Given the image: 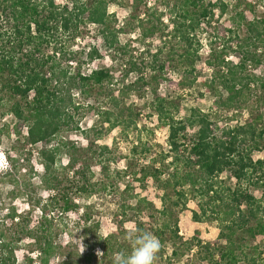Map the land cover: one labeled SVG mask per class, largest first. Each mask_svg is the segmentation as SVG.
<instances>
[{
  "label": "trees",
  "instance_id": "obj_1",
  "mask_svg": "<svg viewBox=\"0 0 264 264\" xmlns=\"http://www.w3.org/2000/svg\"><path fill=\"white\" fill-rule=\"evenodd\" d=\"M231 1L126 0L123 4L130 8V15L124 25L138 31L142 41L157 35L165 38L170 50L167 56L160 57L164 49L159 46L151 62L129 59L126 73H136L135 78L124 82L117 91L113 85L115 69L100 65L83 70L103 57L100 49L90 46L75 51L72 46L87 26L94 24L108 49L118 47L119 34L126 29L115 28L118 18L109 11V5L118 0H72L71 4L57 0H0V110L15 119L13 124L0 127V139L4 134L16 135V142L5 154L9 168L0 171V184L10 182L12 193L25 191L26 186L17 175L15 157L17 145L24 143L30 146V154L32 146L38 148L43 168L39 185L48 192L46 197L34 201L27 212L40 211L33 226L23 225L27 213L19 212L14 205L7 209L10 226L15 229L0 233V264H19L20 258L23 264H51L62 248L52 215L56 209L80 212L82 228L98 232L100 222L91 218V204H82L78 198L107 191L119 196L117 229L124 230L127 223L134 222L136 228L151 230L148 232L156 235L161 244H177L181 235L176 212L186 208L191 199L199 200V210L193 211L195 220L219 222V236L226 239L225 244L188 239L182 251L173 249L169 260L185 256L186 250L198 246L201 264H239L242 260L256 264L241 241H264V192L259 196L252 191L264 189V157H254V152L264 148L263 115L250 110L248 118L235 125H221L215 118L219 111L239 112L247 107L249 94L256 93L264 106V75L248 71V66L264 61V12L254 13L248 21L239 11L243 4L252 11L259 6L264 9V0H237L232 8ZM217 10L220 17L228 12L231 15L225 22H217L219 32L213 37L210 27ZM243 25L249 32L245 38L240 36ZM203 34L210 39L207 63L215 67V76L208 88L216 98L209 111L195 106L181 115L182 96L170 99L159 92V85L167 80L164 75L170 67L182 71L181 79L172 81L174 84H192L194 80L188 81V75L195 71L201 57ZM84 52L86 60L82 61L77 54ZM228 54H234L238 61L227 60ZM75 61L77 68L73 69ZM131 92L140 98L151 94L144 108L157 116L161 127L167 128V148L155 151L149 140L139 138L125 157L116 153L113 146L97 142L115 129L126 137L141 129L139 117L143 109L126 101ZM76 94L85 98L87 108L98 117L89 129H81L79 121L74 120L82 107ZM73 128L86 135V146L63 135ZM94 166L100 168V178H96ZM226 172L229 174L224 177ZM149 181L159 192L160 206L132 187L137 182L145 186ZM145 212L152 218L150 229L144 228ZM25 234L31 239L28 246L22 244ZM94 236V245L102 246L104 258L131 251V245L120 242L115 232L104 237V241L97 233ZM93 256V252L87 255L88 262ZM59 264L80 263L68 253Z\"/></svg>",
  "mask_w": 264,
  "mask_h": 264
},
{
  "label": "rangeland",
  "instance_id": "obj_2",
  "mask_svg": "<svg viewBox=\"0 0 264 264\" xmlns=\"http://www.w3.org/2000/svg\"><path fill=\"white\" fill-rule=\"evenodd\" d=\"M57 1L59 3L69 2L71 4L72 0ZM125 1L126 0H118L117 3H111L109 5V11L114 12L118 18L117 23H115L114 25L115 28L126 29V32H120L118 42L119 45H117L118 47H124L122 48L123 50L118 49V47L108 49V46H106L103 37L98 31V27L94 24H89L86 30H84V33L75 41L72 46V49L75 51H81L85 47L89 48L90 46L98 47L103 57L92 62L90 66H84L83 70L87 71V69L90 67H96L100 65L115 69L113 85L117 89V91H119L124 82L128 83L135 78L136 73H126L127 68L125 67V65L128 63L129 59L133 57L139 63H142L144 61L145 63L149 61L151 62L153 60L152 55L155 53L159 46H162L164 49L160 53V57L167 56L170 50V47L168 45H165L164 43L165 38H161L157 35L148 38V40L142 41L139 40L138 31L131 30V26H126V23L124 25V22L130 15V8L123 4L126 3ZM236 2L237 0H232L230 2L231 8L236 4ZM239 11H243L246 15L247 20L250 21L249 19L253 18L254 13L256 15H262L264 9L259 6L256 7L255 11H252L247 4H243L239 7ZM216 13L217 15L213 19L212 25L210 27V36L212 35L213 37L217 32H219L218 28L216 27L217 22H225L226 19H228L231 15V12H228L220 17L218 10ZM240 34L242 38L249 36L246 25L242 26V28L240 29ZM205 35L206 34L202 35L204 46L201 49V57L196 63V69L193 73H189L188 75V81L194 80L192 84H190L189 86L174 84L172 81L176 82L181 79L182 71L178 68L170 67L164 75L167 80L159 85V92L170 99L177 98L178 95L182 96L181 98H179L181 102V115H186L187 113H189L190 109L195 106L203 109L204 111H209L212 108L213 102L216 98L213 90H210V88H208L213 76H215V67L210 66L207 63L208 58L211 54V46L208 43L210 40L209 37L206 38ZM145 48L146 50H144ZM216 49L217 51H219L220 47L216 46ZM79 57L82 61L86 60V53H78L77 58ZM228 59L237 62L239 58L234 54H228L227 60ZM76 61L73 64V69L77 68ZM145 63H143V65ZM148 69L149 68H147L146 70L148 74H150L151 70ZM248 71L255 73L256 75L263 76L264 61L257 66H248ZM256 90L257 95H260V90ZM73 91L79 93L78 90ZM249 95L250 96L247 107L243 108L239 112L234 110L230 112L224 110L219 111L215 119H217V121L221 125H235L236 123H243L250 115V110H252L254 113H261L263 115L264 124V106L260 104V102H258L256 93L254 95ZM76 98H79L78 100H80L82 107L78 111H76L74 120L79 121L81 129H89L95 125L98 117L94 111H91L90 108H87L86 100L82 95L76 94ZM149 99H151L150 93L147 94V98H140L135 94V92H131L126 99L127 102L134 103L137 108L143 109L141 110L142 114L139 117V127L141 128L139 129V131L132 132L128 137H126L119 134V129H115L105 139L99 140L97 142L107 143L110 146H113L116 153L121 154L125 157L130 155V149L133 146V143H135L139 138H141L142 140H149L150 143L154 145L155 151H159L162 147L167 148V128L161 127L158 122L157 116L151 115L149 109L144 108V102ZM3 113V110H0V127L4 123L13 124L15 122V119L12 115H6ZM63 135H65L69 140L75 142L79 146H86L88 141L84 133L74 128L65 133L63 132ZM89 135L90 137H93V132H90ZM15 142V134H12L10 136L7 134L2 135L0 139V171L2 170L3 172H5L9 168V164L5 154L6 151L10 149L11 145ZM28 147L25 146L24 143H19L17 145V150L15 153V157L18 160L17 165L19 167V173H17V175L18 177H21L20 181L22 185L26 186L25 191L23 193L18 192L19 194L12 193L11 190L13 188V185L10 182L6 181L0 184V233L2 230H11L7 231L9 233L15 229L13 228V225L10 226L12 220L7 216V209L10 206L14 205L19 212L26 214L32 208L34 201L38 200L39 198H44L48 194V192L39 185L40 177L43 173V168L37 155L38 148L36 146H32L34 149L32 150V154H30ZM66 157L67 156H65L64 154V160H66ZM254 157L263 158L264 148L261 151L254 152ZM94 167L97 171L96 178H100L101 176L98 173L100 168L98 166ZM228 174L229 172H226L224 174V177ZM122 182L125 181L123 180ZM123 187L124 186H122L120 190H122ZM132 187H135L140 196H146L150 200H153L156 205L160 206V198L158 194L159 192L152 181L147 182V185L145 186L144 184L137 182L135 184H132ZM252 191L261 196L264 192V189L258 188L252 189ZM115 195L116 194H114V192L107 191L94 194L90 198H78V200L82 204H91L92 207L89 209V214L94 221L100 222L98 232L92 230L86 232L84 228H82L83 224L80 212L65 213L57 209L54 211L52 215L55 217V223L58 227L57 239L58 242L62 245V248L60 254L52 259L51 264H59L62 257L68 255V253H71L74 260L78 261L80 264H112L113 256L108 255L104 258L103 254H97L98 252L103 253V251L100 244H96V246L99 245L97 247L94 245L96 241L94 235L97 233V235L100 236L103 240L104 237L112 232H115L117 233L120 242L130 244L127 239V233L129 230L139 229L141 231H144V229L142 228H136L134 226V222L127 223L125 225L126 227H124V230L117 229L115 224V212L117 211V199L119 196L117 197V195ZM198 201V199H191L189 200L186 208L180 209L178 212H176L175 217L178 219L179 234L181 235V238L178 239L177 244H172V242L162 243V248L158 253L155 264H201L199 256H197V251L199 249L198 246H193V249L190 251L186 250L185 256H180L179 258L169 260V256L171 255L173 249L177 247L180 251H182L181 247H183V243L188 239L193 238L195 243H197L196 241L198 240L212 243H226V239L220 238L219 236L221 227L217 220L194 219L193 211L199 210ZM27 214L28 218L27 220H23V225L33 226L37 222L40 211L36 209L33 211V213ZM131 217L137 216L132 215ZM142 219L146 223L144 228L150 229V222L152 221V218H149L145 212V216H142ZM25 236L26 234L23 235V237ZM30 242L31 239L25 237V239L22 241V244L28 246ZM241 242H243V249L245 250V252L251 256H254V258L256 259V264H264V241L260 239L245 238V241ZM28 248L31 247H27V249ZM241 250L242 249H240L239 251ZM24 251L25 250L21 252L24 253ZM91 252L94 253V256L92 257V260L88 262L87 255ZM32 254L35 256L36 252H33ZM18 263L23 264L22 258H20ZM239 264L245 263L242 260L239 262Z\"/></svg>",
  "mask_w": 264,
  "mask_h": 264
},
{
  "label": "clouds",
  "instance_id": "obj_3",
  "mask_svg": "<svg viewBox=\"0 0 264 264\" xmlns=\"http://www.w3.org/2000/svg\"><path fill=\"white\" fill-rule=\"evenodd\" d=\"M127 239L131 251L127 254L117 252L113 255V264H155L162 248L159 238L151 232L139 229L129 230ZM98 255L103 253L98 252Z\"/></svg>",
  "mask_w": 264,
  "mask_h": 264
}]
</instances>
